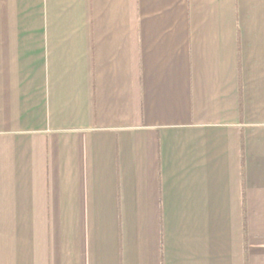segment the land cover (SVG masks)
I'll use <instances>...</instances> for the list:
<instances>
[{
  "label": "crops",
  "instance_id": "obj_1",
  "mask_svg": "<svg viewBox=\"0 0 264 264\" xmlns=\"http://www.w3.org/2000/svg\"><path fill=\"white\" fill-rule=\"evenodd\" d=\"M0 264H264V0H0Z\"/></svg>",
  "mask_w": 264,
  "mask_h": 264
}]
</instances>
